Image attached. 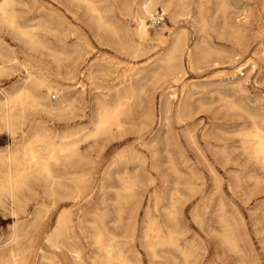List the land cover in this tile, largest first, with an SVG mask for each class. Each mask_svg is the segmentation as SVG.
Here are the masks:
<instances>
[{
	"label": "rangeland",
	"instance_id": "rangeland-1",
	"mask_svg": "<svg viewBox=\"0 0 264 264\" xmlns=\"http://www.w3.org/2000/svg\"><path fill=\"white\" fill-rule=\"evenodd\" d=\"M20 1L17 9L22 23L49 27L61 23L60 29L68 32L67 40L71 45L79 35L84 38L81 43L84 61L80 63L76 80L62 81L81 103L75 104L73 112L63 110L49 115L39 111L49 126L62 130L82 124L88 127L87 132L91 131L95 126L89 122L97 109L98 97L106 96L107 101H114L116 96L112 89L121 82L134 83V89L128 93L130 100L120 115L125 124L123 130L114 127L80 145L88 156L87 169L91 173L83 195L73 197L76 188L68 174V188L60 192L59 198L50 195L49 185L43 180H32L31 188L21 191L26 200L23 211L11 212L8 200L0 204V247L4 245L0 248V264H81L74 259V253L71 254L73 248L81 250L83 258L90 262V257L98 251L91 221L98 218L88 211H95L97 205L107 207L109 214L102 222H107L105 225L120 235L125 248L140 253L144 264H150L148 251L143 246L147 213L159 215L162 222L169 223L165 208L173 194L177 199L176 227L182 232L180 242L194 243L195 264H264V168L243 151L240 135L253 126L254 118L264 126V0H208L201 15L194 2L190 13L181 16L178 22L158 4L156 12L162 10L165 20L151 27V17H148L146 24L153 38L157 32H163L165 42L154 38L146 43V50L137 55L99 32L84 6L71 0ZM98 1L107 9L106 17L115 21L120 29H134L136 23L120 1L115 5L113 0ZM183 27L186 28L187 45L191 48L198 45L208 55L204 59L197 55L198 62L192 69L187 50H184L180 58L183 72L175 83L166 64L158 60ZM74 31L77 34H73ZM55 36L64 38L65 35H49L53 41ZM0 43L13 49L19 59L13 64L10 75L0 77V90H10L26 75L23 63L29 58L42 60L44 67L53 65L49 51H30L6 27L0 28ZM235 53H238L236 57ZM90 64L96 70L94 77L89 78L88 72L81 76L80 71ZM41 67L33 60L30 69ZM156 68L159 75L153 77ZM174 92L175 96L168 98ZM53 94L51 102L58 100V93ZM188 95V108L179 116L180 105ZM167 98L169 106L166 108ZM15 143L17 139L7 133L1 135L0 154L6 153ZM131 148L140 152L141 160L133 158ZM5 168L0 167V176L1 169ZM125 171L137 174L139 183L135 195L122 204L121 223H116V198L118 192L125 193L121 179ZM189 183L193 185L192 190ZM103 198L104 206L101 204ZM63 210L72 212L71 232L68 231L70 242L64 236L61 238L64 244L56 249L48 242V237ZM134 221L135 239H126L131 235ZM225 222H229L237 235L238 249L230 247L223 239ZM12 252L17 256L13 257ZM173 253L182 260L181 252L174 250Z\"/></svg>",
	"mask_w": 264,
	"mask_h": 264
},
{
	"label": "bare ground",
	"instance_id": "bare-ground-1",
	"mask_svg": "<svg viewBox=\"0 0 264 264\" xmlns=\"http://www.w3.org/2000/svg\"><path fill=\"white\" fill-rule=\"evenodd\" d=\"M71 1L79 6L85 7L86 13L90 15L91 22L97 27L99 32H102L109 38H113L115 40L114 43L118 44L121 48H129L128 51L131 50L135 55L144 52L147 48L146 43L154 38L160 40L162 43L165 42L163 32H157L153 38L146 24V19L156 13L158 4L162 6L165 12L171 14V19L174 22H178L181 16L190 13L194 2H196L198 15L203 13L206 6L205 2H208V0H113L112 4L114 5L116 2L120 1L127 14L131 15L136 23L133 30L128 28L122 30L115 21L106 17L107 9L101 6L100 1ZM18 4H21L20 0H0V28L6 27L13 37L30 51L37 52L41 49L49 51V56L51 57L53 65L48 64L44 67L42 65V60H37L35 58L30 60L29 58L23 63L26 69V75L21 80L15 82L10 90H0V136L7 133L11 138L17 139V143H15L14 146L10 145L6 153L0 154V167H6L5 169H1L0 204L6 203V200H8L12 209L11 212L14 213L19 210L23 211V204L26 203V200L21 196V191H23L24 188L30 189L32 180H43L49 185L51 190L50 195L59 198L60 192L68 188L67 181L69 178L67 179V176L69 174L71 175L70 180L74 183L76 188L73 197H78L86 191L87 182L89 181L91 173L89 169H87L86 159L88 156L82 152L80 145L82 142H86L91 138H97L100 135L108 133L114 127L117 128L118 131L123 130L125 124L121 121L120 115L123 110L126 109L125 107H127L126 105H128L130 100L128 93L134 89V83L129 82L128 84H124L121 82L112 89L116 96L114 101H107L106 96L103 98L98 97L97 109L89 122L95 126L91 131L87 132L88 127L82 124L69 126L62 130H55L53 127L49 126L47 121L38 113L39 111L49 115H53L56 112L60 113L63 110L73 112L75 104L81 101V99L71 91L72 89L67 90L65 88L62 81L76 80L80 63L84 61V48L81 44L84 42V38L79 35L78 40L74 41L71 45L67 40L68 32L60 29L61 23H58V26L55 27H49L40 23H22L20 20L19 8L17 9ZM238 14H240V12H238ZM200 19L202 20L203 18ZM238 28H240L239 25L237 26V33L239 34L240 30ZM40 31H44V34H41ZM61 33L65 35L64 38L55 36L53 41L49 37L50 34L58 35ZM73 34H77V32L74 31ZM55 43L58 44L56 48L53 47ZM187 43L186 28H180L176 32L164 55L158 60L160 63L166 64L169 73L173 75L175 83L179 82L178 77L180 73L183 72L182 67L184 65L182 66L180 63V58L184 50H187L192 69H195V65L198 62L196 58L197 55H202L203 59L208 55L207 52L200 50L198 45L191 48ZM8 47L0 43V77L10 75L14 68L13 64L19 62L18 54ZM237 55L238 53H235V57ZM33 60L42 67L37 70H31L30 66ZM90 65V67L80 71L81 76L82 74L85 76V72H88L89 78L94 77L96 70L92 64ZM238 70L241 72V68ZM154 71L156 72L153 77L159 75L157 68L154 69ZM57 81L59 82L55 84ZM53 92L58 93V100L55 102L50 101V98L53 97H50V95H54ZM175 93L176 92L172 94L168 93L170 94L168 98L174 97ZM189 97L190 95H188L184 103L180 105L178 110L179 116H182L184 108H188L187 100ZM168 98L164 101V106L166 108L169 106ZM78 111H80V108ZM58 118L60 117L58 116ZM253 120L254 123L250 129L240 132V135L243 137V151L249 154L252 159L264 168V126L258 123L256 121L257 119L255 120L254 118ZM131 149L133 151V158L135 160H141L140 152L136 149ZM120 156H122V154H120ZM175 170L177 174H180L178 168H175ZM124 173L125 176L121 179L124 182L123 189L125 193L118 192L116 198V223H121L123 212L122 204H126L130 198L135 195V189L139 183V176L137 174L130 171H125ZM188 185L192 190L193 185L191 183ZM171 196L170 204L165 208V217L167 221L169 220V223L166 224L162 222L159 215H152L150 212L147 213L148 220L146 221L143 235V246L148 251L150 264H195L196 251L194 243L182 244L180 242L182 232L180 233L176 227L178 215L176 209L177 199L175 198V194ZM101 204H105L104 198ZM156 206L158 207V204ZM101 207L102 206L97 205L94 207L95 211H88V214H93L98 218L95 221H91L94 223L93 238L98 249L97 253H95L93 257L91 256V261L88 262L86 258H83L81 255V250L73 248L70 251L71 254L74 253V259L76 258L81 264H144V259L141 257V254L127 250L119 237L120 235H117L110 227L105 225L107 222L105 224L102 222L103 218L108 216L109 212L107 207ZM131 219L135 220L133 218ZM56 222L54 230L48 237V242L56 249H59L64 244L61 238L65 236L67 240L69 239L68 231H70L69 227L72 222V212L68 210L61 211ZM232 230L233 228L231 229L229 222H225V229L222 236L230 247L238 249L237 235L235 236ZM135 234L136 221L132 222L131 235H127L126 239L134 240ZM69 240L68 242H70ZM17 241L20 240H16V242ZM174 250L181 252L182 260H179L177 253H173ZM12 253L13 257L17 256V253ZM240 256L242 255L240 254ZM14 259L16 260V258Z\"/></svg>",
	"mask_w": 264,
	"mask_h": 264
},
{
	"label": "built area",
	"instance_id": "built-area-1",
	"mask_svg": "<svg viewBox=\"0 0 264 264\" xmlns=\"http://www.w3.org/2000/svg\"><path fill=\"white\" fill-rule=\"evenodd\" d=\"M165 20V13L161 11H157L155 14H153L149 20L151 27H156Z\"/></svg>",
	"mask_w": 264,
	"mask_h": 264
}]
</instances>
